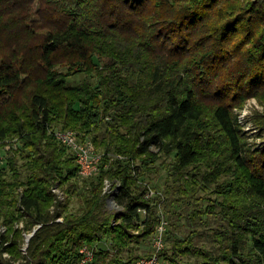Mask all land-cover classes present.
<instances>
[{"label":"trees","instance_id":"obj_1","mask_svg":"<svg viewBox=\"0 0 264 264\" xmlns=\"http://www.w3.org/2000/svg\"><path fill=\"white\" fill-rule=\"evenodd\" d=\"M252 97L264 0H0V146L18 140L0 163V264H137L159 225L164 264H264V142L237 113ZM59 130L93 142L98 174L80 178Z\"/></svg>","mask_w":264,"mask_h":264},{"label":"rangeland","instance_id":"obj_2","mask_svg":"<svg viewBox=\"0 0 264 264\" xmlns=\"http://www.w3.org/2000/svg\"><path fill=\"white\" fill-rule=\"evenodd\" d=\"M237 113L239 114L241 120L246 124L245 130L248 132L251 144H256V145L263 144L262 142H264V137L262 136V133L260 131L261 129L258 128L259 126L257 124L256 118L258 116L264 115V103H262L257 97H252L246 101V103L244 104V106L241 109L238 108ZM206 116H208V113H206ZM17 141H18L17 139H15L13 141H8V143L6 145L0 146V155L5 157L6 150L11 149L12 146L14 149H16L17 148ZM78 141H79V143L84 144V143H87V141H89V140H87L85 142H81L78 139ZM95 151L97 154L100 155V153L97 150H95ZM21 163H22V161H21ZM100 163H101V160L99 162V165H100ZM79 175H80V178H83V176L80 173H79ZM80 178H79V181L76 180L79 185L82 184V182H81L82 180ZM84 178H86V177H84ZM88 178H90V177H88ZM164 180H165V175H162L161 179H157V177L156 178L154 177L151 186H149V188H148L149 189V192L147 193L148 198H150L154 194L153 190H161V186L163 185ZM155 182H156V185L158 187H157V189H152V187H154V185H155ZM119 184H120V182H116V181H110V180L105 181V186H104L103 190H110L108 193L109 197L107 200L108 201L107 202V209L111 212H118V211H121V209H122V206L118 205V203L116 202V198H115V195L118 193V191H115V190L119 189L118 188ZM72 188L74 190H79V189H76L74 187H72ZM53 190H54V192H56L57 194L60 195L58 198H60L61 200H63V199L65 200L66 195H64L61 192L62 188L56 187ZM78 206H80L78 198L72 197L71 203L69 205V209L70 210L71 209L76 210V208ZM171 206L172 205H170L166 209L163 207L164 211L165 210L167 211L169 209H173ZM59 221H63V218H61V220L59 219ZM201 237H203V235H201ZM30 239H31V235H28V238H26L27 244H29L28 242L30 241ZM201 243H202V239H201ZM146 245H148V244H146ZM149 245L150 246L145 247V249H147L149 251L153 250V252H154L155 251L153 249L154 243L151 242ZM166 246H167V244L164 242V248H166ZM25 248H27V246H25L24 249ZM187 260H188V258L185 256L184 259L181 260L182 261L181 264H183Z\"/></svg>","mask_w":264,"mask_h":264},{"label":"built area","instance_id":"obj_3","mask_svg":"<svg viewBox=\"0 0 264 264\" xmlns=\"http://www.w3.org/2000/svg\"><path fill=\"white\" fill-rule=\"evenodd\" d=\"M57 139L71 150L75 152L77 156L78 164L80 165V174L83 177H93L99 172V162L101 160V154L96 153V148L92 141L81 144L78 141V135L74 131H57ZM4 162V157L0 155V163ZM110 190H105V193H109ZM61 220V219H60ZM32 236V235H31ZM164 226L158 227V234L154 238V253L149 258L141 259L137 264H164L159 255L164 248ZM85 254L83 263L92 261L94 258V251L88 247L82 250Z\"/></svg>","mask_w":264,"mask_h":264}]
</instances>
